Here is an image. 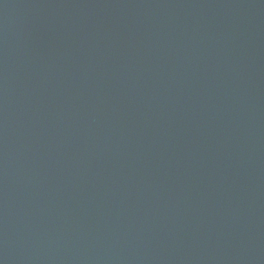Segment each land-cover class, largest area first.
Instances as JSON below:
<instances>
[{
  "label": "water",
  "instance_id": "1",
  "mask_svg": "<svg viewBox=\"0 0 264 264\" xmlns=\"http://www.w3.org/2000/svg\"><path fill=\"white\" fill-rule=\"evenodd\" d=\"M0 264H264V0H0Z\"/></svg>",
  "mask_w": 264,
  "mask_h": 264
}]
</instances>
